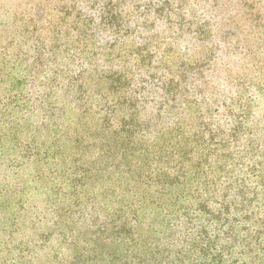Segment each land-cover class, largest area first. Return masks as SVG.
<instances>
[{
  "label": "rangeland",
  "instance_id": "rangeland-1",
  "mask_svg": "<svg viewBox=\"0 0 264 264\" xmlns=\"http://www.w3.org/2000/svg\"><path fill=\"white\" fill-rule=\"evenodd\" d=\"M221 206L264 229V0H0V264L183 259Z\"/></svg>",
  "mask_w": 264,
  "mask_h": 264
},
{
  "label": "trees",
  "instance_id": "trees-1",
  "mask_svg": "<svg viewBox=\"0 0 264 264\" xmlns=\"http://www.w3.org/2000/svg\"><path fill=\"white\" fill-rule=\"evenodd\" d=\"M141 171L142 167H139L137 174ZM213 216L217 222L212 219ZM132 221V224L125 223L124 227L136 226L138 229L140 223L136 215ZM230 222L228 213L222 206L219 207L211 219L203 216L196 224L192 245L183 259H178L176 250L160 245L149 253L150 264H264V229L243 234L244 230L234 222V225H227Z\"/></svg>",
  "mask_w": 264,
  "mask_h": 264
}]
</instances>
